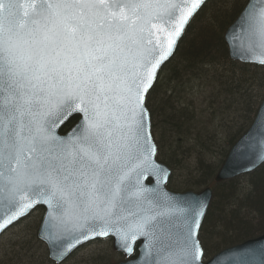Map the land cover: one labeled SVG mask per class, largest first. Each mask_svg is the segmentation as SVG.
<instances>
[{
    "label": "snow or ice",
    "instance_id": "obj_1",
    "mask_svg": "<svg viewBox=\"0 0 264 264\" xmlns=\"http://www.w3.org/2000/svg\"><path fill=\"white\" fill-rule=\"evenodd\" d=\"M203 2L0 0V231L45 204L55 258L110 234L131 253L138 235H154L177 211L157 203L161 210L127 228L134 214H119L133 199L153 204L140 180L162 169L145 98ZM236 27L264 49V0L249 3ZM253 59L264 64V56ZM69 108L84 119L64 140L55 128ZM203 208L179 225L177 250L164 264H200ZM67 237L75 243H56Z\"/></svg>",
    "mask_w": 264,
    "mask_h": 264
},
{
    "label": "trees",
    "instance_id": "obj_2",
    "mask_svg": "<svg viewBox=\"0 0 264 264\" xmlns=\"http://www.w3.org/2000/svg\"><path fill=\"white\" fill-rule=\"evenodd\" d=\"M246 2L209 0L188 26L147 100L152 118L159 120L168 159L181 164L187 176L196 174L187 188L214 185L230 147L252 123L264 95V67L232 61L223 39ZM207 88V106L199 110L196 98ZM161 152L159 145L158 158L174 169ZM214 190L200 230L205 257L264 233V165ZM30 252L16 264H53L45 248L38 256Z\"/></svg>",
    "mask_w": 264,
    "mask_h": 264
},
{
    "label": "water",
    "instance_id": "obj_3",
    "mask_svg": "<svg viewBox=\"0 0 264 264\" xmlns=\"http://www.w3.org/2000/svg\"><path fill=\"white\" fill-rule=\"evenodd\" d=\"M17 2L27 6L32 2V0H17ZM39 2L40 0H36L37 4ZM205 2H207V0H204L203 4L193 14V16L186 24L181 36L176 40L174 50L172 51L171 55L165 61H163L159 66L156 73V78L162 66L166 62H168L175 53L177 45L181 40L182 36L184 35L187 26L189 25L193 17L197 14V12L201 9V7L205 4ZM249 3H255L257 4V6H259V0H249L246 7L248 6ZM244 9L242 10V12L244 11ZM24 10L30 11V9L25 8V9H21L20 12H18L17 14L18 15L22 14ZM241 13L237 17V19L228 27V29L225 31L224 34V39L228 46L230 58L232 60L240 61L243 63L264 65L258 63L255 59H253L254 57L264 56V49H262L258 45V43L251 40L247 34L241 33L239 28L236 27L240 22ZM234 36H239L240 39L234 41L233 39ZM65 115L66 118H62L63 119L62 123L57 121L58 127L55 128V134L64 140H68L74 134V131L78 132L80 130L81 123L84 119V115L79 111H72L70 108L65 110ZM77 115L80 116L78 123L67 133L64 134L60 133L61 128L67 123V121L71 117ZM151 140L154 144L152 135H151ZM154 160L160 166L162 171L159 173V175L155 173L145 174V176L141 177L140 180V183L143 185V187L150 190L149 192L145 193V195L149 199L153 200V204H148V203L137 204L134 202V199L133 201L126 203L124 208L119 211V214L127 215L128 213H132L134 215L128 216L127 221L123 222V226L125 228L134 226L136 221L140 217L145 215H151L161 210L160 208L155 207L157 203H159L161 206H171L173 209H176L177 211H175L169 217L161 218L162 223L156 226L154 235L152 236L138 235L137 239L132 244L133 250L131 253L127 252L124 249V247L120 243H118L117 237L115 235L112 234L108 235V236H112L114 239V249L117 251H121L122 253H124L126 257H129L130 255L133 254L135 244L137 242L139 243L138 246L139 253L135 258L116 264H164L166 258H168L170 254L174 253L177 250L178 235L181 231L179 225H181L183 221L190 215L191 210L193 208L197 207L199 204L202 203L204 205V208H203V214L199 218V228L197 231V239H198L199 229L201 227V224L205 218V215L208 211L209 205L212 200L213 189L211 187H208L199 193H195L193 191H187L185 193L171 192L166 188V183L169 179L171 171L165 164L156 161V146H155ZM263 163H264V98L257 111L253 123L251 124L249 129L238 139V141L230 149L225 162L223 163L222 167L220 168L219 172L215 177V181L221 182L227 179L234 178L243 173L252 172ZM147 180H150L151 182L147 183ZM134 182H135V177L133 176V183ZM37 206H43L45 208V214L43 216L41 225L38 230V237L46 243L49 257L53 261H55L56 263L62 262L76 248H78L80 245L88 241L86 240L80 244H77L75 247L72 248L70 252H68L65 255L63 259L55 258L53 256L50 242L47 238L49 233L48 206L45 204H38L35 207ZM35 207L29 210L28 213L22 216L21 218L27 216ZM18 220H16L15 222H17ZM0 222H2V220H0ZM15 222H13L12 224H14ZM11 225H9L8 227H10ZM170 225H176V227H170ZM8 227H6L3 231H5ZM3 231H0V234ZM169 231L171 232V235H169ZM95 238H99V237H95ZM69 240H71V237L58 240L56 241V243L60 245H66L69 242ZM71 242L75 243L74 240H71ZM202 257L200 259V264H264V234L254 239L247 240L241 244L225 248L205 262L202 261Z\"/></svg>",
    "mask_w": 264,
    "mask_h": 264
},
{
    "label": "rangeland",
    "instance_id": "obj_4",
    "mask_svg": "<svg viewBox=\"0 0 264 264\" xmlns=\"http://www.w3.org/2000/svg\"><path fill=\"white\" fill-rule=\"evenodd\" d=\"M210 88L204 90V93L197 97L196 107L199 110L206 108V101L204 95L209 93ZM154 124V135L156 140H159L161 153L164 154L165 160L172 164L173 162V174L170 179L169 188L174 191H186L194 190L200 191L204 186L192 185V188H187V185L194 181L195 175L187 176L182 165L174 164V161L171 162L167 156V150L165 149L164 143L162 140V134L159 128V120L157 116L153 117ZM194 173V171H193ZM243 177V176H242ZM244 183L246 179H241ZM43 216V210L39 208L32 212L27 218L14 225L8 229L0 237V264H16L20 261L21 256L26 255L27 253L35 252L37 256L41 251L44 250V245L41 242H38L37 230L40 224V221ZM29 249V250H28ZM36 256V257H37ZM122 257L119 253H116L112 249L111 240H97L88 243L87 245L80 248L76 253H74L68 260L62 264H109L121 260ZM45 264V263H43ZM48 264V263H46Z\"/></svg>",
    "mask_w": 264,
    "mask_h": 264
}]
</instances>
